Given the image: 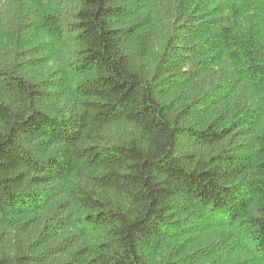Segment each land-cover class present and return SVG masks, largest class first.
<instances>
[{
  "label": "trees",
  "instance_id": "obj_1",
  "mask_svg": "<svg viewBox=\"0 0 264 264\" xmlns=\"http://www.w3.org/2000/svg\"><path fill=\"white\" fill-rule=\"evenodd\" d=\"M235 257L264 264V0L0 1V264Z\"/></svg>",
  "mask_w": 264,
  "mask_h": 264
},
{
  "label": "rangeland",
  "instance_id": "obj_2",
  "mask_svg": "<svg viewBox=\"0 0 264 264\" xmlns=\"http://www.w3.org/2000/svg\"><path fill=\"white\" fill-rule=\"evenodd\" d=\"M3 1V0H0ZM32 46L37 48L35 51V54H37V57L39 58V63L37 65V69L35 70L40 78H47L49 77L53 72L58 70V62L56 60V57L54 55V44L51 41L48 40H35L32 44ZM72 102L70 97L68 96H60L59 95V104L65 105ZM216 237L215 233H208L205 235H199L197 239H195V244L203 245V242L209 239H214ZM186 246H190L191 244L189 242H185ZM197 246V245H196ZM238 261L236 257L229 261L226 264H234ZM210 264V263H206ZM224 264V263H223Z\"/></svg>",
  "mask_w": 264,
  "mask_h": 264
}]
</instances>
